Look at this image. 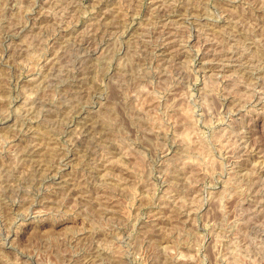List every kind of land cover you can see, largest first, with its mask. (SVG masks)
Wrapping results in <instances>:
<instances>
[{"label":"rangeland","instance_id":"rangeland-1","mask_svg":"<svg viewBox=\"0 0 264 264\" xmlns=\"http://www.w3.org/2000/svg\"><path fill=\"white\" fill-rule=\"evenodd\" d=\"M0 264H264V0H0Z\"/></svg>","mask_w":264,"mask_h":264},{"label":"bare ground","instance_id":"bare-ground-1","mask_svg":"<svg viewBox=\"0 0 264 264\" xmlns=\"http://www.w3.org/2000/svg\"><path fill=\"white\" fill-rule=\"evenodd\" d=\"M34 153V152H33ZM32 154V153H31ZM64 157V156H63ZM49 198V197H48Z\"/></svg>","mask_w":264,"mask_h":264}]
</instances>
